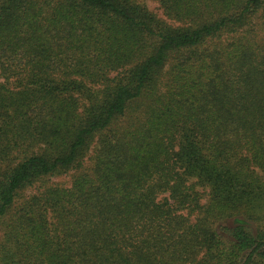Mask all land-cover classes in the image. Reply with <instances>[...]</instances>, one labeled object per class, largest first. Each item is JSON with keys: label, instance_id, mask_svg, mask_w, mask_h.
I'll return each instance as SVG.
<instances>
[{"label": "trees", "instance_id": "1", "mask_svg": "<svg viewBox=\"0 0 264 264\" xmlns=\"http://www.w3.org/2000/svg\"><path fill=\"white\" fill-rule=\"evenodd\" d=\"M143 1L0 0V264H264V0Z\"/></svg>", "mask_w": 264, "mask_h": 264}, {"label": "rangeland", "instance_id": "2", "mask_svg": "<svg viewBox=\"0 0 264 264\" xmlns=\"http://www.w3.org/2000/svg\"><path fill=\"white\" fill-rule=\"evenodd\" d=\"M145 3V5L148 7V9H150L151 11H154L156 12L158 15L162 16V12L159 8V5L152 1V0H144L143 1ZM70 174V173H69ZM67 174V175H62L60 177H54L52 178L51 180L54 182V183H62L63 186H70V175Z\"/></svg>", "mask_w": 264, "mask_h": 264}]
</instances>
